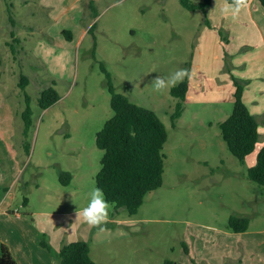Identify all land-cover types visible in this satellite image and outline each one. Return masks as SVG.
Here are the masks:
<instances>
[{
    "label": "rangeland",
    "instance_id": "rangeland-1",
    "mask_svg": "<svg viewBox=\"0 0 264 264\" xmlns=\"http://www.w3.org/2000/svg\"><path fill=\"white\" fill-rule=\"evenodd\" d=\"M71 2L0 0V243L17 249L22 263L24 251L34 247L44 264H57L63 243L84 239L97 264H240L226 253L237 246L242 262L258 264L264 243L248 239L246 247L244 236L227 227L234 214L249 218L248 233L264 229L261 186L247 177L253 154L241 163L228 150L215 124L224 109L209 112L212 105L187 103L172 123L177 99L171 87H155L157 76L189 69L206 12L188 11L180 0H95L92 6L83 0L79 23L66 11ZM61 26L72 41L56 33ZM101 65L115 91L155 111L167 140L161 185L134 214L108 202L107 220L94 226L77 211L97 187L103 151L95 137L113 114ZM22 74L28 78L24 88ZM48 86L59 99L42 109L38 97ZM27 103L28 152L21 115ZM232 106L224 104L226 113ZM60 171L70 174L67 184ZM24 243L29 248L23 250Z\"/></svg>",
    "mask_w": 264,
    "mask_h": 264
},
{
    "label": "trees",
    "instance_id": "trees-1",
    "mask_svg": "<svg viewBox=\"0 0 264 264\" xmlns=\"http://www.w3.org/2000/svg\"><path fill=\"white\" fill-rule=\"evenodd\" d=\"M229 3L231 0H227ZM248 0H246L247 2ZM264 5V0H261ZM186 9H203L209 6L210 0L198 3L189 0H180ZM93 0L89 5L92 6ZM208 23V21H207ZM92 27V26H91ZM90 27V28H91ZM221 33L223 44L227 36ZM67 40L72 39L69 29H62ZM226 69H229L226 65ZM106 73L110 92V106L113 114L105 121L102 128L96 133L95 143L103 151L100 159V168L95 175L97 187L103 190L105 199L115 203L117 207H125L129 214L137 212L143 203L145 195L159 187L164 172L163 145L167 140L166 126L152 109L131 101L126 95L115 91ZM187 75L170 88V93L177 100L174 110L170 113L172 123L182 114L183 102L189 83L190 70ZM235 90L233 106L229 115L217 123L220 135L225 141L228 150L244 163L245 158L255 152V161L247 169V177L257 182L264 199V143L256 150L259 140L258 122L243 100V82L231 75ZM28 78L22 74L19 86L24 88ZM27 101L28 98L26 97ZM59 99V94L53 86L45 87L40 91L38 104L42 109L52 105ZM23 126V146L28 152L29 143L26 141L31 124V109L29 103L21 112ZM60 180L67 184L70 180L68 172H59ZM26 201V200H25ZM249 225V218L243 215H230L227 227L234 232L245 231ZM39 244L50 250L44 239H38ZM0 264H17L9 247L0 243ZM57 264H97L90 256V246L84 239H76L63 243L58 249Z\"/></svg>",
    "mask_w": 264,
    "mask_h": 264
},
{
    "label": "crops",
    "instance_id": "crops-1",
    "mask_svg": "<svg viewBox=\"0 0 264 264\" xmlns=\"http://www.w3.org/2000/svg\"><path fill=\"white\" fill-rule=\"evenodd\" d=\"M87 1L90 2V0ZM227 3H229L227 0H210L209 6L204 10L206 19L200 31L194 60L189 67L188 89L183 111L178 119L186 111L187 103H205L213 106V108H207L206 111L225 110V115L215 121L218 126L217 123L229 115L226 113L228 111L224 108V104L233 103L235 86L231 75H234L243 82V100L258 122L257 150L264 143V5L261 0H248L240 14L233 18L230 15H222L220 12L221 7ZM66 11L70 17L79 19L80 23L86 13L83 0H72L66 7ZM188 11L193 10L188 9ZM86 27L85 24L81 25V34L86 33ZM62 29H64L63 26L56 29V33L61 37ZM219 30H222V34L227 36L228 40L224 44ZM72 40L73 35L72 39L68 41ZM225 61L229 69H226ZM211 124H213L212 120ZM255 152L252 153L253 155L250 154L251 165L255 161ZM248 228L235 233H241L244 236L246 247L249 246L248 239H252L260 247L264 243V229H257L250 234L247 231ZM230 242L235 243L234 241ZM238 242L241 243L239 240ZM7 246L17 264H44L42 252H37L34 247L24 251L26 260L22 263L17 255V249L15 251L13 246ZM20 246H22V242ZM26 247L29 248V244L24 243L23 250ZM226 253L228 257L238 260L240 264H249L247 260L242 262L240 259L241 249L238 246L227 249ZM260 253H256L257 260H255L258 264H264V252H262V258H260ZM249 256L253 257L252 251H249L247 257Z\"/></svg>",
    "mask_w": 264,
    "mask_h": 264
},
{
    "label": "clouds",
    "instance_id": "clouds-1",
    "mask_svg": "<svg viewBox=\"0 0 264 264\" xmlns=\"http://www.w3.org/2000/svg\"><path fill=\"white\" fill-rule=\"evenodd\" d=\"M245 6L246 0H231L230 3L221 7L220 12L222 15H230L235 18ZM187 74V70L177 69L167 76H157L155 78V87L157 89L174 87ZM71 195L73 196L74 194L71 193ZM109 210V203L105 199L103 190L96 187L88 194V202L82 209L77 211V216H82L85 222L95 226L107 220Z\"/></svg>",
    "mask_w": 264,
    "mask_h": 264
}]
</instances>
